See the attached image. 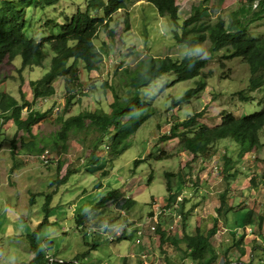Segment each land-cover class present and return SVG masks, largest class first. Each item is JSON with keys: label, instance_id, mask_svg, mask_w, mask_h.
<instances>
[{"label": "rangeland", "instance_id": "1", "mask_svg": "<svg viewBox=\"0 0 264 264\" xmlns=\"http://www.w3.org/2000/svg\"><path fill=\"white\" fill-rule=\"evenodd\" d=\"M184 1L180 4L182 5L180 22L190 11V2ZM247 3L248 0H226L224 3L209 0L203 5L208 6L210 22L219 18L229 22L239 8L246 6ZM86 7L85 0H60L55 5L28 8L26 19L29 25L25 34L36 41H41L52 33L57 34L58 25L77 11H86ZM261 9L264 10V5L262 8L254 7L253 13ZM183 10L186 11L185 15ZM96 16L100 17L101 14ZM252 17L251 12L248 19ZM175 31L177 29L170 18L161 16L149 0H130L125 10L120 9L112 16L108 28L100 29L95 41L99 50L103 52L100 74L98 73L95 81H92L81 65L80 78L83 90L80 102L68 109L65 116L77 115L86 108L102 107L109 110L108 103L112 101V96L109 90L103 89V83L113 79L116 83L123 69H135L139 62L149 55L170 56L172 59L181 60L187 53V47L177 43L174 38ZM248 34L251 37L264 36V14L261 18L251 20ZM210 46L209 40H205L194 48L193 55L205 57L203 52L196 51L197 47H202L210 53L207 66L203 70V75L207 76V87L196 97L182 101L185 93L195 87L199 77L177 82L173 72L140 90L141 99L155 111L132 135L129 147L118 158H113L111 153L112 138L100 147V160L92 163H99L94 165V170H98L99 167L107 170L109 174L106 176L86 171L85 166L88 163L85 164L86 159L80 155L81 149L74 137L70 139L67 147L48 142L46 152L40 157L37 150H27L18 144L21 146L17 148L20 155H16V159L13 160L9 145L17 133V128L12 121H5L0 115V264H30L32 252L27 238L30 234L36 235L39 250L51 257L52 261L61 259L72 263L77 261L78 264H86L87 261H91L92 264H115L116 253L111 251L112 243L106 238L110 235L102 234L101 230L109 227L107 230L112 233L118 222L123 221L124 226L128 220H132L130 224L136 222L128 228L134 226L136 229L132 232L134 236L131 242L133 247L137 246V254L146 255V251L149 250L153 255L155 246L152 249L148 246L149 242H146L151 235L155 241L160 240L157 230L165 216H173V218L168 216L170 221L166 224L167 231L173 237H179L176 235L186 231L185 225L188 223L191 226L195 223L196 215L186 214L188 206L193 202H199L201 197L197 188H202L199 189L201 194L208 189L207 178L216 179V186L222 182L224 160L220 158L225 155L237 161L235 168L238 170L236 178H232L230 182V187L232 186V189L234 187L235 190L232 192L229 187L232 194V198L228 199L230 204L236 205V208L243 205V202L238 204L241 201L239 193L259 194L260 197L256 196L254 205L264 214V188L256 189L251 185V178L257 175L259 179L264 167V130L260 135L263 147L258 153L238 158L235 144L231 138H226L218 142L220 152L217 151L214 159H210L212 164L209 161H202L201 158L193 159L192 154L180 149L177 138L162 139V136L168 135L171 123L176 124L197 112L202 113V117L198 119L201 123L215 127L220 125L223 111L243 117L264 108L262 100L264 86L259 91H250L248 66L240 58L223 59L224 51L212 54ZM46 50L49 56L43 67L24 68L20 57H16L11 64L8 62L2 64L0 92H7L19 98L20 86L27 89V81L41 78L47 72L52 57L48 46ZM60 82L62 84L61 79L54 82V85L58 86L56 95L47 100H38L35 106L41 112L51 110L49 116L52 118L64 111ZM239 91H245L252 98L249 101H242L236 94ZM26 107L24 112L33 106L30 103ZM57 128V123L47 120L40 122L34 128V133L37 130L39 137H46L49 140ZM137 160L139 164L135 165ZM193 163L200 164V168ZM77 166L80 167L79 171L67 175L69 168ZM62 178L64 179L62 183H58ZM167 180H170L172 193L167 187ZM250 185L251 189H247ZM112 191L119 194V203L122 206L103 200ZM168 193L174 201L163 205ZM129 199L127 204L126 200ZM241 209L225 212L227 214L229 212L230 215L227 225L233 228L236 225L235 233L248 236V229L254 226V223L244 222L246 210ZM205 212L206 210L201 211V215H205ZM45 220L47 222L42 224ZM198 220L201 224L210 221L209 218ZM211 222L215 223L212 219ZM77 224L83 225L84 228H79ZM137 224L142 225L140 226L142 228ZM152 225L156 227L155 230L151 228L149 230ZM125 228L118 230L121 236ZM136 239L140 241L135 243ZM213 239L215 245L216 238ZM259 239L262 240L260 244L255 240H247L249 252L246 260L240 261L241 264H264V237L260 236ZM94 242H98V246L90 249L91 243ZM139 247L141 248L138 249ZM156 254L160 257L156 255L147 257V264H167V261H164L165 255ZM140 257L136 255L132 259L133 264H142Z\"/></svg>", "mask_w": 264, "mask_h": 264}, {"label": "trees", "instance_id": "2", "mask_svg": "<svg viewBox=\"0 0 264 264\" xmlns=\"http://www.w3.org/2000/svg\"><path fill=\"white\" fill-rule=\"evenodd\" d=\"M59 1L0 0V66L5 62L11 64L16 57H20L24 68L43 67L44 61L49 56L46 46L52 52L47 72L38 80H29L28 90L23 91L20 86L18 99L7 92H0V115L5 121H12L17 128V133L9 145L13 160L16 159V155H20L17 148L21 146L27 150H37L40 157L46 152L48 142L57 146L63 144L67 147L70 139L74 137L81 149L80 155L86 159L85 164L88 163L85 166L86 171L102 176L108 175L109 172L100 167L94 170V165L99 163L92 162H99L100 147L112 138L111 153L113 158H118L129 147L132 135L152 117L155 111L141 99L139 95L141 89L173 72L177 82L199 77L195 87L185 93L182 101H189L205 91L207 76L203 75V70L207 66L208 59L193 55L195 46L205 40H209L212 54L224 51L223 59L240 58L248 66L250 91H259L264 86V36L251 37L248 34L251 20L261 18L264 14L263 9L253 13V8L256 6L262 8L264 0H248L247 5L241 6L229 22L223 18L210 22L208 6L203 5L209 0H188L190 11L182 22H180L182 8L180 4L184 0H149L161 16H167L173 22L177 29L174 32V38L178 44L187 47L186 55L181 60L172 59L170 56H147L139 62L135 69H123L116 83L115 79L103 83V89L109 90L112 96V101L108 103L109 110L102 107L86 108L77 115L65 116L68 109L80 102L83 90L80 78L81 65L92 81H95L100 71L103 52L95 43L100 29L108 28L112 16L120 9L125 10L130 0H85L86 11L79 10L70 18L67 17L63 23L58 25L57 34L52 33L41 41L27 36L25 34L29 25L26 19L27 9L43 8L45 5H55ZM217 1L224 3L226 0ZM256 1L257 4H255ZM251 12L253 17L248 19ZM99 13L101 16H96ZM57 79L62 80L64 111L61 115L57 113L52 118L49 116L51 110L41 112L35 106L38 100H47L57 94V87L54 85ZM236 94L242 101H249L252 98L245 91H239ZM262 100L264 101V92ZM30 103L33 106L32 109L24 112L26 105ZM200 117L202 113L197 112L176 124L171 123L168 135L162 136V139L177 138L180 149L192 154L193 159H212L218 150V142L226 138H231L237 147L238 158L243 155L253 156L251 153H258L263 147L260 135L264 130V108L243 117L223 111L220 117L221 123L215 127L201 123L198 120ZM47 120L58 124V128L49 140L46 137H39L37 130L34 133V128L40 122ZM222 159L224 160L223 179L229 186L231 179L236 178L238 174L235 168L237 161L226 155ZM58 164V169H60V163ZM138 164L139 160L135 161V165ZM79 169L78 166L69 168L67 175ZM63 180V178L59 179L58 183H62ZM251 185L256 189L264 188V167L259 179L257 175L251 178ZM167 187L172 193L170 180H167ZM225 195L221 198L219 213L225 204ZM103 200L117 205L119 194L112 191ZM129 201L130 199L126 200V203L128 204ZM119 205L122 206L121 203ZM254 214L253 210H248L244 222L252 223L256 219L259 230L264 232V214H259L257 218ZM46 222L47 220L42 224ZM217 223L215 220L211 229L204 232L197 228L195 233L184 234L180 239L168 237L165 239V235L161 233L160 246L172 245L182 253L183 258L194 260L197 264H214L217 253L211 245V238L215 234ZM159 229L157 231L160 232ZM27 238L33 254L30 264H48V256L38 248L36 235L30 234ZM75 262L63 260V262L50 264H78L77 261Z\"/></svg>", "mask_w": 264, "mask_h": 264}, {"label": "crops", "instance_id": "3", "mask_svg": "<svg viewBox=\"0 0 264 264\" xmlns=\"http://www.w3.org/2000/svg\"><path fill=\"white\" fill-rule=\"evenodd\" d=\"M60 85H61V82H60ZM27 86H28V81H27ZM55 87H57V90H58V86L55 85ZM26 90H28V89H25V87H23V91H26ZM217 149H218L217 151L219 153L220 148L217 147ZM219 157L220 156H218V158ZM201 159H202V161H206V162L209 161V162H211V164L213 163L210 159H203V158H201ZM220 159H222V158H220ZM193 165H194V163H193ZM199 165H194V166H198V168H200L201 165L200 166ZM191 170H192V168H191ZM215 180L216 179L213 180L210 178L206 179V182L209 184V187L203 194L200 193L202 188H197L198 189L197 191L199 192V196L201 198H200L199 202L191 203L188 206L189 207L188 212H186L187 216L190 213H192V215L193 214L196 215V218H195L196 221L194 224H192V226L190 225V223H188L187 226L185 225L186 231H182V232H180L181 234L176 235L179 237L170 236V232L167 231L168 225H166V224L168 223V221H170L169 220L170 217L168 218V216H171L172 218H173V216L168 215V216H165L162 219L161 224H159V228H161V225H162V228L164 227V229H162V228L159 229L160 232H158V235L163 233L165 235V239L167 237L173 238V239H180L184 234H187L189 232H191L189 234L195 233L197 228L202 229L204 232L211 229L214 225V223L211 222V219L214 221L217 220V222H218L217 228H216L215 234L213 236V238L214 237L216 238L214 241L215 245L212 242V240H214V239L211 238V245L213 246L214 250L217 253V258H216L214 264H241L240 261L246 260V256L248 255V252H249V247L247 246V240H250V241L255 240V241H258V243L260 244L262 242V240H260L259 237L260 236L264 237V232L259 231L258 224H257V221L255 219L252 222V224L254 223L253 224L254 226L249 227V229H248V230H250V233L248 234V236H240V233H238V235H236L237 234V233H235L236 232L235 229H237V228H235L236 225L234 226V228L229 227L227 225L228 224L227 219L229 218L230 215H229V212H228V214L225 212H227L228 210H231V209L236 211V210H239V208H242L241 210L245 209L247 212L248 210L251 209L255 213L254 214L255 218H257L259 216V214H261L262 212H260L261 210L259 208L257 209V207H255L254 204L256 203V198L260 197V195L259 194L255 195L254 193L250 194L249 192H247V193L243 192V194L239 193L238 195L240 196L241 201H239L238 204L243 202V205H241L239 208H236V205L230 204V200H228V199L232 198V194L229 192V189L231 188V191L234 192L235 191L234 187L232 189V186L230 187V184H229V186L226 185L227 183L224 179H222L223 183L220 181L221 183H219V185L216 186L217 183H215ZM203 181H205V179L202 180V182ZM199 185H201V183ZM199 189H201V190H199ZM247 189H251V185L249 187H247ZM147 194H148V197L151 196L149 194V192H147ZM224 194H226L225 195V197H226L225 204L222 207L221 212L219 213L218 209L221 207V198L223 197ZM169 196H170L169 193H168V195L165 196L166 200L165 201L163 200L164 201L163 205H166L169 202L174 201L173 198L169 197ZM185 202H186V199H185ZM205 210H206L205 215L202 216L201 211H205ZM183 212L184 211H182V213ZM232 217L237 218L235 216H232ZM207 218H209L210 221L204 222V224H201L198 220V219H207ZM172 220L173 219H171V222H172ZM130 221H132V220H128L124 224V226H123V221L118 222V224H116L117 228H113L114 232H112V233L109 232V230H107V229H109V227H106V226H105L106 228H104V230H101L102 234L106 232V233H108V235H110V237L106 236V238L108 240H110V242L112 243V245H110L111 251L113 253H116L115 264L116 263L117 264H133L132 259H134V257L136 255L139 257V255L137 254V251H136L137 246L133 247L132 246L133 243L131 242V240L133 239V236H134V234H132V232L134 231L135 228H134V226H133V228L132 227L128 228V226L134 225V223H136V222H134L133 224H130ZM77 225L79 228H81V227L84 228L83 225H79V224H77ZM137 225H139V227L142 226L140 224H137ZM125 226H127V227L125 228ZM169 226H171V225H169ZM177 226L180 227V225H177ZM122 227H124L125 229H124V232L121 236V234L119 233L118 230ZM176 231H177V228H176ZM111 237H113V238H111ZM153 237L154 236L151 235V237H150L151 241H150V239H148L146 242V243L149 242L148 246H150L152 249L155 246L154 247L155 252H154L153 256L156 255V257L159 258L160 255H158L156 253H161L162 255H165L164 261L166 260L168 264H173V263L174 264H197V262L194 260H191L189 258H183L182 253L180 251H178L177 248L172 247V245L164 244L161 247L160 241L159 240L155 241L156 239ZM137 241H140V240L136 239L135 243ZM97 246H98V242L91 243L90 249H94ZM53 247H55V244H53ZM140 248L141 247H139L138 249H140ZM134 250H135V252H134ZM32 257H33V254H32L31 258ZM129 258L131 260H129ZM164 261H162V262L164 263ZM86 264H92V263H91V261H87Z\"/></svg>", "mask_w": 264, "mask_h": 264}, {"label": "built area", "instance_id": "4", "mask_svg": "<svg viewBox=\"0 0 264 264\" xmlns=\"http://www.w3.org/2000/svg\"><path fill=\"white\" fill-rule=\"evenodd\" d=\"M48 154V153H47ZM42 157H44V156H42ZM214 159V157L212 158V160ZM176 203H178V202H176ZM178 204H180V202L178 203ZM179 215L181 216V214L179 213ZM178 215V217H180ZM142 228V227H141ZM150 228L152 229V230H155V226L154 225H152V227L150 226L149 227V230H150ZM143 231V230H142ZM89 232H90V230H89ZM248 232L250 233V230H248ZM140 234H141V232H140ZM143 235H144V231H143ZM237 235H238V233H237ZM141 256V257H140ZM139 257L141 258V263L142 264H147L148 263V261H147V257H153V255H152V253H150V251L149 250H147L146 251V255H140ZM51 257H48L47 259H48V261H47V263L48 264H50V263H52V262H63V260H61V259H56L55 261L53 260H51L50 259Z\"/></svg>", "mask_w": 264, "mask_h": 264}, {"label": "clouds", "instance_id": "5", "mask_svg": "<svg viewBox=\"0 0 264 264\" xmlns=\"http://www.w3.org/2000/svg\"><path fill=\"white\" fill-rule=\"evenodd\" d=\"M196 51H197L198 53H199V52H203L204 55H205V58H209V56H210V53H209V52H206L202 47H197ZM89 233H90V232H89ZM105 234H106V232H105ZM108 237H110V236H108ZM111 238H113V237H111Z\"/></svg>", "mask_w": 264, "mask_h": 264}]
</instances>
